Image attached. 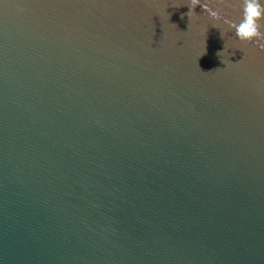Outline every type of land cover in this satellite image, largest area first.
Instances as JSON below:
<instances>
[{"label": "water", "instance_id": "95a60500", "mask_svg": "<svg viewBox=\"0 0 264 264\" xmlns=\"http://www.w3.org/2000/svg\"><path fill=\"white\" fill-rule=\"evenodd\" d=\"M190 3L0 0V264H264V38Z\"/></svg>", "mask_w": 264, "mask_h": 264}, {"label": "clouds", "instance_id": "9594fccd", "mask_svg": "<svg viewBox=\"0 0 264 264\" xmlns=\"http://www.w3.org/2000/svg\"><path fill=\"white\" fill-rule=\"evenodd\" d=\"M199 4V0H191L188 4L189 12L187 15H195L193 9ZM243 14L239 23H232L230 26L235 30V36L240 41L254 42L257 38H264V4L260 0H242ZM22 11V9H20ZM215 21L222 19L219 13H211ZM228 23L227 20H224ZM217 27V25L214 24Z\"/></svg>", "mask_w": 264, "mask_h": 264}]
</instances>
